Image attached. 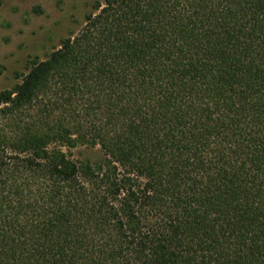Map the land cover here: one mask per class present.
<instances>
[{
	"label": "trees",
	"instance_id": "1",
	"mask_svg": "<svg viewBox=\"0 0 264 264\" xmlns=\"http://www.w3.org/2000/svg\"><path fill=\"white\" fill-rule=\"evenodd\" d=\"M94 9L0 90V264H264V0Z\"/></svg>",
	"mask_w": 264,
	"mask_h": 264
},
{
	"label": "rangeland",
	"instance_id": "2",
	"mask_svg": "<svg viewBox=\"0 0 264 264\" xmlns=\"http://www.w3.org/2000/svg\"><path fill=\"white\" fill-rule=\"evenodd\" d=\"M104 0H3L0 6V90L13 88L32 61L45 59L78 31L94 5ZM77 160L100 159L99 146L71 149Z\"/></svg>",
	"mask_w": 264,
	"mask_h": 264
}]
</instances>
